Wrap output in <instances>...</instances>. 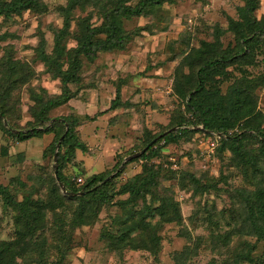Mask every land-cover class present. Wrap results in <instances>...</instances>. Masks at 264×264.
I'll return each mask as SVG.
<instances>
[{"label":"rangeland","instance_id":"374dc122","mask_svg":"<svg viewBox=\"0 0 264 264\" xmlns=\"http://www.w3.org/2000/svg\"><path fill=\"white\" fill-rule=\"evenodd\" d=\"M140 1L36 0L0 15V186L13 198L9 207L0 198V264H221L245 251L254 262L240 264H259L264 241L243 234L247 193L264 188L253 131L264 133V41L241 53L232 27L243 20L244 0H164L130 18L114 12ZM248 17L264 27V0ZM109 20L121 46L84 58V37L102 41ZM225 54L232 58L203 85L225 110L239 93L222 134L203 130L186 103L198 69ZM74 62L73 81L62 85ZM64 88L70 99L40 115ZM60 117L73 124L70 143L81 150L57 145L63 124L53 119ZM32 127L38 133L23 141L8 135ZM233 135L239 142H222ZM53 159L63 161L69 182L106 176V201L65 198ZM127 183L139 192L117 194ZM227 232L233 237L223 244Z\"/></svg>","mask_w":264,"mask_h":264},{"label":"trees","instance_id":"16d2710c","mask_svg":"<svg viewBox=\"0 0 264 264\" xmlns=\"http://www.w3.org/2000/svg\"><path fill=\"white\" fill-rule=\"evenodd\" d=\"M36 0H7V1H1L0 2V15L1 16H9V15H16L20 13L21 11L27 9L29 6H31ZM164 0H141L135 7H120L119 5L116 6L114 9V12L119 16L123 18H130L139 16L142 12H144L147 8L152 6H157L163 3ZM245 6L242 10V16L243 20L240 23H236L233 25L232 29L233 32L238 36V39L242 46V52L249 53L250 48L249 46L253 41H264V27L263 24L260 22H255L254 19H250L248 17V14L251 13L255 9V0H244ZM109 18H106L108 20ZM66 24L64 23L63 27H65ZM104 32V39L102 41H91L90 35H86L84 37V42L82 46L80 47L81 54L84 56V58L88 60H92L95 57V54L98 52H106L110 51L116 48H119L123 42V37L118 36L119 30L118 27L115 25V23L112 20H109L106 22V25L103 27ZM62 33H59L54 40V49L55 51L58 50V45L61 39ZM234 57V56H233ZM232 57H229L228 55H221L218 58H212L209 59V61L205 62L197 71L196 73V80H195V88L192 94L189 95V99L186 103V106L189 109L190 116L195 119V122H197L199 125H201L202 129L205 131H211L216 133H222L226 132L228 129V126L230 125L228 123L229 119H231L232 113L234 112V108H239V93H235L234 95H230L228 99V104L231 100L234 99V102L229 105V107L225 110L222 109V99L219 97H213L211 93H205L203 89L204 82L212 75L214 70H217L221 64L226 63L229 59ZM44 59V58H43ZM77 70V63L74 62L71 64V68L69 71L65 72L61 76V83L62 85H66L68 83H71L74 78V74ZM205 96L206 100H209L207 104L202 103L199 100V97ZM70 97L68 96L67 90L64 88L62 90L61 95L58 98H53L45 103H43L40 106V115L47 112L48 110L60 106L64 104L67 100H69ZM219 112L223 113V115H220ZM4 109L0 107V118H4ZM44 120V119H42ZM40 120L39 123L42 122ZM55 122H60L63 124V133L60 136L59 140L57 141V145H63L65 148H68V146L81 150L79 148L78 143H70L73 139L72 135V127L73 124L67 122L65 118H56L53 119ZM183 124H191L190 122L183 120ZM36 127H32L29 130H26L24 132L18 131L15 133L8 132V135L11 136V138L14 141H23L25 139L34 137L38 131L35 129ZM251 131V130H250ZM255 135L257 136L259 140V152L260 155L258 157H262L264 155V133L257 132L253 130ZM170 132L166 133L165 135L162 133L159 135L158 140L167 139ZM241 138V135H233V136H227L224 139H222V142L225 141L227 143L231 142H239V139ZM157 142V140H156ZM71 144V145H69ZM57 148V147H56ZM149 149V147H148ZM146 149V151L148 150ZM54 150V149H53ZM55 151H58V148L55 149ZM145 151V152H146ZM145 153L140 156V158L144 157ZM255 157V159H254ZM252 159L248 160L249 163L254 167L257 157L254 156ZM55 158H57V152H55ZM242 159H244L243 156H241ZM63 166V161H61L60 164L56 165V176L58 179V182L62 185L64 193H60L64 195L65 198L72 199V198H87L94 202H100L104 203L107 199L106 197V183H104V180L106 176H103L101 174L98 175H91L87 179H82L81 183L77 185L73 180H70V182L73 184L72 187H69V185H72L69 181H66L65 178L62 176L60 169ZM153 177V176H151ZM54 179V177H53ZM55 182V180H54ZM56 184V182H55ZM57 186V184H56ZM58 188V186H57ZM59 190V188H58ZM127 192L129 194H136L139 192V189L134 190L133 186L131 184H125L121 187L119 190V193L121 194ZM146 192V191H145ZM0 198L3 201V204L7 207L13 204V198L9 194L8 190L6 188L0 186ZM245 211H244V220L246 222V219L248 220L250 227L248 230L243 234L244 236H253L259 237L261 240L264 241V188L257 189L254 192L247 193L246 199H245ZM23 208V207H20ZM26 212V211H25ZM33 224V221L31 218L26 219L25 226L28 232V235L30 236L34 229L30 226ZM242 228H238L236 231H233V233L242 234ZM233 237L232 233H225L224 235L220 236L222 243L226 244L230 241V239ZM249 253V252H248ZM247 251H245L243 254H238L235 257V260L230 262H224L221 264H240L241 261L247 262V263H253L254 261L249 257ZM186 252H183L179 254V259L181 260L183 256H185ZM257 260H259V264H264V253H262L260 256L257 257ZM2 264H10V260L7 262L3 261Z\"/></svg>","mask_w":264,"mask_h":264},{"label":"water","instance_id":"95a60500","mask_svg":"<svg viewBox=\"0 0 264 264\" xmlns=\"http://www.w3.org/2000/svg\"><path fill=\"white\" fill-rule=\"evenodd\" d=\"M150 145H151V142L148 143V145H147L143 150H141V151L138 153V155L142 154V153L148 148V146H150ZM138 155H135V157H137ZM55 165H56V162H55V159H53V166H52V169H53V177H54V180H55V182H56V184H57V186H58V188H59V191H60L61 193H64L63 187H62V185L58 182V179H57V176H56V167H55Z\"/></svg>","mask_w":264,"mask_h":264},{"label":"built area","instance_id":"2783aa9c","mask_svg":"<svg viewBox=\"0 0 264 264\" xmlns=\"http://www.w3.org/2000/svg\"><path fill=\"white\" fill-rule=\"evenodd\" d=\"M75 182H76L77 184H80V183H81V179H80V178H77V179L75 180Z\"/></svg>","mask_w":264,"mask_h":264},{"label":"crops","instance_id":"0c3cea01","mask_svg":"<svg viewBox=\"0 0 264 264\" xmlns=\"http://www.w3.org/2000/svg\"><path fill=\"white\" fill-rule=\"evenodd\" d=\"M91 174V173H90Z\"/></svg>","mask_w":264,"mask_h":264}]
</instances>
